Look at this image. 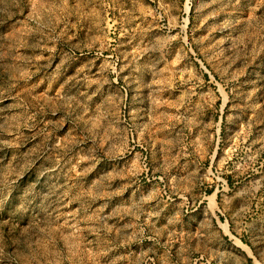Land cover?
<instances>
[{
	"label": "rangeland",
	"instance_id": "obj_1",
	"mask_svg": "<svg viewBox=\"0 0 264 264\" xmlns=\"http://www.w3.org/2000/svg\"><path fill=\"white\" fill-rule=\"evenodd\" d=\"M0 264H264V0H0Z\"/></svg>",
	"mask_w": 264,
	"mask_h": 264
}]
</instances>
